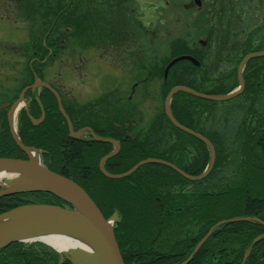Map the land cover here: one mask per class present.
Listing matches in <instances>:
<instances>
[{"label": "trees", "instance_id": "obj_1", "mask_svg": "<svg viewBox=\"0 0 264 264\" xmlns=\"http://www.w3.org/2000/svg\"><path fill=\"white\" fill-rule=\"evenodd\" d=\"M21 1L25 2V6H28V3H34L35 0ZM93 1L96 2L97 7L87 11L85 16L89 18H84L82 22L76 24V26H88L87 31H90V35L85 44L99 48L100 52L104 51L112 57L123 60L121 54L126 52L125 48L130 42H139L136 37L131 38L127 28L121 26L127 22L126 16L131 15L129 3L126 0ZM229 1L237 8L235 10L236 14L238 8L247 3V0ZM99 4L101 5L100 8L98 7ZM65 6V4L58 3L57 8H55L56 14L62 11ZM208 8L213 9V15L219 14L220 6L218 3L211 4L210 7L207 5L205 12L198 17L209 15L210 10ZM24 9L29 12V16L34 15L33 6L24 7ZM68 10L60 15L57 25H59V19L68 14ZM242 10L240 9V11ZM227 11L223 3L221 5V16L217 15L218 21L216 23L212 22L203 28L205 31H202L201 35H206L208 41L213 40V43H217V45L227 44L231 48L232 43L229 41L233 38H231V32H228L227 25H233L232 21L235 20L226 19ZM161 13L162 11H159L156 14V19L161 18ZM185 13H189L187 9H185ZM63 26H67V23H64ZM177 37L170 49L167 50V54L176 56L182 54V52L193 51V41L185 40L182 35ZM63 39L61 38L56 44L58 46L64 45ZM85 44L82 43V45ZM148 46H151V44ZM110 49H113V51ZM253 60L256 62L259 59ZM165 66L166 64L156 62L155 59L151 60L147 57L142 59V62H140L142 71L138 73L139 78L137 79V81L145 82L144 86L141 85V92L139 89L141 86L138 87L141 95L150 94V89L146 84L152 81H148L147 78L154 75L152 79L154 80L159 71V75L164 80L161 83L164 89L163 97L176 84L198 89L194 85L193 79L192 81L189 79L192 75L186 66L181 67L182 69L172 67L168 81H165L166 79L163 76ZM249 67H251V64H248L246 69H249ZM252 68L256 70H253L249 76H244L246 89L249 91H255L264 77L263 73L259 72L260 67L252 66ZM236 77L238 78V76ZM170 78L173 79L172 82H169ZM116 84L118 85L115 86ZM126 85V81L115 82L111 88H114L117 92H123ZM55 88L61 93L66 112L75 126L82 127L85 125L99 135H101L100 132L109 129L116 131L117 134L114 136L106 134L107 137L117 139L121 143L120 152L107 162V166L112 168L113 171H126L139 160L148 157L162 158L173 162L190 174L202 173L209 163L210 151L208 146L201 140L175 127L164 112L162 115H155L147 126L140 125V123V126H134L132 124L134 119L140 121L144 115L142 116L136 105L129 106L123 103L121 100L124 97L122 96L115 97L112 92L100 93L99 95L102 96L90 101V105L86 106L87 110L83 111V108H79L82 104L78 105L73 98V101L70 100V104L67 103L68 98L65 92L58 89L57 86ZM179 94L174 95L172 100V111L175 118L183 125L206 136L216 150V163L210 174L204 178L203 183L215 177V175H219L223 177L219 186L225 184V188L222 191H213V197L204 195L199 190L201 187H198V185L203 186L205 184H195L197 185L195 187L192 185L194 182L161 164L145 165L144 172L141 173L139 170L134 173L135 175L133 174L125 179H107L99 170V160L110 151L112 144L70 138L66 125L61 126L64 120L60 119L62 115L56 102L47 105V108L51 111V114L48 115H52V120L56 122L46 121L38 129L33 125L24 124V131L20 137L25 145L42 150V157L47 166L81 184L105 215L111 216L118 210L122 221L115 228V233L125 264H182L196 247L198 241L212 227H217V224L226 221L228 218L254 216L259 218L258 222L236 221L220 225L206 239V242L188 263L242 264L250 244L264 233V225L262 224L264 222V191H261L255 185L256 173H264V108L253 103V111L249 114L245 112V120L237 121L234 132L230 133L227 127L224 126L223 119L217 114L212 115L216 112L214 108L206 107L200 103L203 99L185 92ZM251 95L254 98L257 92H253ZM180 99L181 101H179ZM100 107L104 108L103 111L98 110ZM207 110L211 114L208 112L205 121L202 122L200 120L202 116L199 115L207 112ZM134 114L139 115L134 116ZM129 118H131L130 121ZM55 124L58 125L55 126ZM7 132L8 134L0 139L3 143L7 140L6 149L0 148V156L17 157L22 151L11 141L12 137L9 130ZM185 136H188L191 140H186ZM3 143H0V145ZM235 161L240 163L239 168L241 171L239 172L237 171L239 169L233 165ZM231 168L234 169V173L232 175L228 173L225 177L228 169ZM239 178L245 180L243 187H236L235 190L228 193L227 189ZM79 180L81 181L79 182ZM178 186H184L187 189L193 187L192 189L198 190L199 194L193 197L188 190L182 189L180 190L181 194L177 195L173 193L174 189H168V187L176 188ZM27 196L26 194H17L0 198V213L26 203L25 198ZM38 196L40 198L48 197L60 202L59 198L51 194L38 193ZM190 202L193 204H189ZM192 214L196 216L199 214L198 218L202 222V226L198 231L199 235L196 237L185 236L174 242H170L169 238L163 235L165 232L168 236L172 233L174 236H178L177 233L180 230H177L176 226H179V224L181 226L189 220L192 222ZM170 227L172 230L168 234ZM187 227H184L185 230L188 229ZM36 244L40 248L25 247L21 242L13 243L0 252V264H57V256L54 253L46 251L40 243ZM168 244H171L169 252L159 250L162 246ZM236 245L239 247L237 250L233 249ZM9 249H13V251H7ZM230 252H232L231 256L229 255ZM245 264H264V238L254 245Z\"/></svg>", "mask_w": 264, "mask_h": 264}, {"label": "rangeland", "instance_id": "obj_2", "mask_svg": "<svg viewBox=\"0 0 264 264\" xmlns=\"http://www.w3.org/2000/svg\"><path fill=\"white\" fill-rule=\"evenodd\" d=\"M41 1H42L41 3L42 7L41 9H38V11H41L43 16L47 17L46 20H50L51 17L53 20L54 15H52V12L54 10V6L57 8L58 3L62 5L68 2V6L70 7L68 10V14L65 17L59 19V25H57L58 24L57 21H54L55 32H56L55 34L56 43L59 42L61 38H64L63 39L64 45L58 46L56 44V51L51 56H47V55L44 56L42 53L37 54L36 56H32L31 52L25 50L26 52L24 53L25 56L21 57L19 55H13L14 53L11 50H8L7 54H4L3 56H1L0 54V58L1 59L3 58L8 62L9 61L14 62V64H18L17 66H20L21 64L25 70L29 69L30 71H32L31 69L39 68L42 71L41 80H43L46 83L42 85L37 82V85H42V87H45L44 90L46 88L50 90V91L47 90V92L49 93L47 97L50 96L54 97L56 93L55 91L56 88L52 87L51 85L54 84L58 87V89H61L63 92H65L68 98L67 101L70 100L73 101L72 100L73 98L78 105L80 104L83 105L80 107L77 106L79 108H83L84 106H87L88 104L85 105V103H87L89 100L92 101L93 99L99 96L101 97L102 95H99L101 91H107L110 89L109 91L114 93L115 97H119V96L124 97L121 100L123 103L128 104L129 106L136 105L137 108H139L138 110L141 111L142 116L144 115V117H141L142 119L140 121H136L134 119L136 117L134 116L139 114H134L133 116L134 121L132 123L134 126H140V125L147 126L155 115L159 116L163 114V111H161V105L164 104L165 96L163 97L164 89L162 88L163 85L161 84L163 77L159 75L160 71L157 72L158 74L154 80H152L154 78V75L151 76L152 78L151 77L147 78L148 81H152L146 84L147 87L150 89L149 91L150 94H147L146 96L140 94L142 90L141 85L144 86L145 82L137 81V79L139 78L138 73L142 71V69H140V62H142V59L144 57H147L151 60L155 59L156 62L164 63L169 68H171V66L178 67V64H180L178 68L186 66V68L189 69L190 74L192 75L189 79L191 81L193 79L194 85L197 86L199 89V90L198 89H194V90L205 94L214 95L216 97H221V96H225V94H227L228 91H230L236 84H238V78L236 77L237 76L236 72L238 74L237 67L240 63L239 61L242 58H245L249 52L250 53L264 52V41H262V39H264V0H247V3L245 5H242L238 8L237 11L238 18H236L235 21H232L233 25H227L228 32H231L232 35L231 38H233V40L229 41L230 43H232L231 48L227 44L217 45V43H213V40L208 41L207 39H205L206 35H201V32L205 31L203 30V28H205L212 22L216 23L218 21L217 19L218 14L213 15L210 13L209 15H206L207 18L206 16L199 18L197 16L198 10L193 11V9L197 8L196 4L194 5V3H191L189 0L183 1V9L189 7L190 9H192L188 11L189 15L188 14L181 15L180 11H178V8H176V6L173 3L169 4L168 1H166L164 5L158 6L159 5L158 0H135L140 5L139 13L141 14L140 17L141 19H135L133 15H127L126 21L128 23L124 21L125 25H121V26L127 28V30H129L128 33L131 35V38L136 37L137 39H139V42L136 43L130 42V44L125 48L126 52L124 54H121L123 60L118 57H112L109 53L106 54L104 51L100 52L99 48H94L93 46H88L87 44H85L86 40L89 38L90 35V31L89 32L87 31L88 26L87 27L76 26V24L78 22H82L84 18H89L88 16H85V14H87L88 10H93L97 7L95 1L93 0H41ZM5 2L6 0H0V20L8 24L7 34H9V39L11 41L16 40L15 42H24V44H26L25 46H27L26 49H29L30 39L33 36H35L41 25L35 23L34 22L35 20L29 23L23 18L22 21L24 26L23 28L17 29L15 26L12 28L11 26L15 23V18H17L18 15L14 12V7L13 8L7 7L5 5L6 4ZM214 2L219 3V6H221L220 4L224 3L225 8L228 10L226 13V17L229 19L234 18L233 13H235V10L237 8H235L232 2H230L229 0H215ZM135 4L136 3H133L134 6ZM176 5H179V1L176 2ZM98 7L100 8L101 5L99 4ZM129 9L130 11H134L135 7L134 9H131L130 6ZM240 9L243 10L240 11ZM159 11H162L161 18L156 19L157 15L155 14H157ZM141 20L144 22L146 26L147 30L145 31H143L142 25L139 24ZM151 20H153L154 22ZM64 23H67V26H63ZM0 25L5 30V26L2 24ZM183 25L186 27H184ZM46 29H47V25L43 26L42 35L40 36L39 39L35 38V42H33L34 47L38 46L36 44H39L40 46L43 45V43L45 44V41H43L42 36L45 33ZM0 34H2V32H0ZM179 35H182L183 38L187 41H193L194 42L193 47L198 42L201 45L199 49L195 50V55L198 58L194 56V60H195L194 62H192L189 59H183L181 61H179L180 60L179 59L178 61H175V63H173L177 57L185 56L187 55L188 52L186 53L182 52V54L176 53L178 54L176 56L174 54L173 55H170L169 53L167 54V50L170 49L171 45L175 42V40L178 38L177 36ZM82 43H84L85 45H82ZM150 44L151 46H148ZM110 50L113 51V49ZM192 52L193 51H191L190 53ZM256 59L259 60L255 62L254 60L250 59L247 62L246 67L243 70V77L246 75L249 76L253 70L254 71L256 70L253 69L252 66L260 67L259 72L263 73L264 75V55L257 56L255 60ZM121 62L123 63L121 64ZM1 63L2 65H5L3 62ZM248 64H251V67H249V69H246ZM8 65H10V63H8ZM8 67H12V66H8ZM1 70H2L1 76L3 77L9 76V73L6 72L7 68H3ZM27 78L28 77H25L26 84L28 85L29 78L28 79ZM122 81L127 82L126 88L123 90V92L120 91L117 92L111 88L115 82H122ZM172 81L173 79L170 78L169 82ZM244 82H246L245 77H244ZM117 85L118 84H116L115 86ZM6 86L10 87L11 84L6 82ZM138 87L140 89V92L138 90ZM22 91L23 90L20 89L18 90V92L15 93V96L19 95L17 97L19 98V100L20 99L24 100V97L26 96L25 93ZM206 91L208 92L210 91V92L208 93ZM253 92H257V95L255 97L253 96L254 98H252L251 95V93ZM2 100L4 101L3 103H6L2 106L7 107L8 102L5 101L7 99L2 98ZM56 101L58 100L54 99V102ZM179 101H181V99ZM200 103L206 107L214 108V111L216 112L212 113V115L217 114L220 118L223 119V121L225 122L224 126L227 127L229 132L230 133L234 132L236 123H238L237 121L241 122V120L245 118L246 114H249L253 111V106H254L252 105L253 103H256V105H259V107L261 106L264 108V77L263 80L259 82V85L255 91H251V90L249 91L246 89L243 92L239 93L237 97L236 96L235 98L233 97V99L232 98L216 99V100L213 99L208 101L202 100ZM24 105L27 104L23 103L22 108L24 107ZM2 106L0 107V109L3 108ZM103 109H104L103 107H100V109L98 110L103 111ZM8 112L10 117L11 116L13 117V112H14L13 109L9 108ZM208 112L209 111L207 110V112L199 115L202 116L201 117L202 119L199 118L200 120H202V122L205 121ZM18 113L19 111L17 110V115L15 120L14 119L10 120V126L14 125V128L17 132V135L12 137V139L14 138L15 140L16 137H19L18 124L20 118L17 119ZM60 119L64 120L62 116ZM130 119L131 118H129L128 120L130 121ZM249 120L251 121V119ZM185 138L186 140H191L188 136H185ZM14 139L13 141L16 144V146L19 149H23L21 143H19L18 145L17 141H15ZM21 154L22 153H20L19 155ZM23 154L24 155H21L20 157L27 158L25 156L26 153L23 152ZM181 163H182V159H181ZM215 163H216V156H215L214 165ZM155 164L159 165L158 163L151 162L146 166H152ZM233 165L234 167H237V169H239L237 170L238 172L241 171V169L239 168L240 163L235 161ZM145 168L146 167H142L140 169H137V171L140 170L142 173L145 171ZM233 170L234 169L232 168L228 169L227 173L225 174V177L228 173L232 175L234 173ZM256 174L257 177L255 179V185L258 188H260L261 191H264V184H263L264 180H262L264 178V173H256ZM222 179L223 177L219 175L217 176L215 175V177L205 181L204 183H203L204 179H200L195 181L194 184L192 185L197 187V185L195 184H202V183L205 184L203 186L198 185V187H201V189L199 190L201 191L202 194L213 197V191L224 190L225 184L221 187L219 186L222 183ZM7 181H8L7 179H3L4 183H7ZM80 181L81 180H79V182ZM244 183L245 180L242 178L235 180V182H233L231 186L227 189V192L229 193L231 190H235L236 187L237 188L243 187ZM192 188L187 189L184 186H180V187L178 186L176 188L168 187V189H174L173 193H176L177 195L181 194L180 190L185 189L188 190L189 193H191V196L195 197L199 193L198 190ZM184 195L188 196L187 194ZM29 198L33 199L36 202H40L38 200L40 199L39 197L29 196ZM50 199L51 198L44 197V200L47 202H49ZM189 204H193V203L190 202ZM194 204L196 205V202ZM198 217L199 214H197V216L192 214L191 215L192 222H190L189 220L186 221V223H183V225L181 226L180 224L179 226H176L178 228L177 230H180V232L177 233L178 236H174L173 233L172 235L168 236L167 234H165V232L163 233V235L167 236L170 242H174L176 240L182 239L185 236L196 237L197 235H199L198 231L202 226V222L199 220ZM184 227H187L188 229L185 230ZM171 230L172 229L170 227L168 229V234ZM199 242L200 241H198V243ZM204 243L205 242H203L199 246L196 253L199 251V249L203 246ZM43 244L46 245L45 247H47L46 250L48 252L51 251L56 252L55 249L48 246L45 242H43ZM170 245L171 244H168L167 246H162L161 249L159 250L163 252H169ZM8 247L9 246H7L6 248ZM25 247L38 248L39 246L35 244H30V241H27L25 243ZM233 249L237 250L239 249V247L236 245ZM193 250L188 255V257L194 256ZM7 251H13V249H9ZM248 252L250 254L251 252L250 248H248ZM231 254L232 252H230L229 255L231 256ZM69 255L70 254L68 253L58 254L57 255L58 262L60 264L61 263L63 264V263H67L66 260L71 261L68 257ZM246 259L247 258L243 259L242 264H245Z\"/></svg>", "mask_w": 264, "mask_h": 264}, {"label": "water", "instance_id": "obj_3", "mask_svg": "<svg viewBox=\"0 0 264 264\" xmlns=\"http://www.w3.org/2000/svg\"><path fill=\"white\" fill-rule=\"evenodd\" d=\"M264 55V52H253L243 58L239 66V86L225 96L216 97L214 95L205 94L194 90L193 88L179 85L173 87L165 99V112L172 123L178 128L194 135L201 139L210 148L211 156L206 169L199 175H190L177 167L175 164L159 159L147 158L136 163L130 170L121 174H109L104 169V161L111 155L105 156L100 163V168L107 176L110 177H124L134 172L138 167L145 163H160L170 166L185 178L190 180H200L206 177L212 169L215 161V150L212 143L202 134L179 123L172 115L170 110V101L176 91H186L197 97L204 99H229L244 90V78L242 70L248 59L256 56ZM182 59H189L195 61L192 56L185 55L177 57L175 61ZM172 63V64H173ZM171 64V65H172ZM169 67L166 68V73ZM60 104V103H59ZM61 108V104H60ZM71 135L77 137V133L73 132L71 122L68 119ZM37 122V121H34ZM18 141V140H17ZM20 143V141H18ZM22 148L26 153L30 150L28 147ZM117 149L114 152L117 153ZM0 173H4V177L0 180L7 179V183L0 182V197L9 195L16 192L24 191H43L49 192L61 198L68 204L58 206L53 204H37L30 203L22 206L15 207L0 214V223L7 222L0 226V250L9 244L21 240H41L39 235L52 232V231H65L67 228L72 230H80L86 233L94 244L92 254L89 257L85 253H76V247L69 249L67 252L69 258L74 264H124L114 231L113 224L110 220L106 219L95 201L91 196L74 181L69 180L43 166L39 160L34 159H17L10 157H0ZM63 180H69L74 186L68 189L64 186ZM116 217L113 216V220ZM222 223V222H220ZM219 223V224H220ZM217 224V225H219ZM216 229L212 227L207 235L198 243L195 251L199 246L211 235Z\"/></svg>", "mask_w": 264, "mask_h": 264}, {"label": "flooded vegetation", "instance_id": "obj_4", "mask_svg": "<svg viewBox=\"0 0 264 264\" xmlns=\"http://www.w3.org/2000/svg\"><path fill=\"white\" fill-rule=\"evenodd\" d=\"M177 1H179V5H176ZM183 1H187V0H171V2L176 6V8H178V11H180L181 15L185 14V12H184L185 8L183 9ZM189 1L191 3H194V5L196 4V7L198 8L197 9L198 10L197 16H199L205 12L207 5H208V7H210V5L215 0H189ZM126 2L129 3V5L131 6V9H134V7H135L134 11H131V15H133L135 19H141L140 18L141 14H138V13L136 14V8L140 10L139 4L135 0H126ZM5 3H6L5 5L7 7H12V8L14 7V12L18 15V17L15 18V23L11 26L12 28L14 26L17 29L23 28L24 27L23 22H22L23 18L29 23H31V21L35 20L34 22L37 23L38 25H41V27L39 28V30L37 31L35 36H33L30 39L29 49H26L27 46H25L26 44H24V42H15L16 40L11 41L9 39V34H7L8 24H6L0 20V24L5 26V30H4L3 27L0 25L1 26L0 32H2V34H0V54H1V56H3L4 54H7L8 50H11L14 53L13 55H19L21 57L25 56V54H24V53H26L25 50L28 52H31L32 56H36L37 54H41V53L44 56L45 55H47V56L53 55V53L56 51V36H55L56 32H55V24H54L55 18H53V20H52V17H51L50 20H46L47 17L43 16L41 11H38V9H41V7H42V5H41L42 1L41 0H35L34 3H28L27 4L28 6L34 7V11H33L34 15L33 16H29V14H28L29 12L25 11L24 7L28 8V6H25L24 1L6 0ZM133 3H136L135 6L133 5ZM214 4H218V3L214 2L213 5ZM220 5H222V4H220ZM130 6H129V8H130ZM187 7H189V6H187ZM55 8L56 7L54 6V10L52 12V15H54V17H56L55 16V14H56ZM212 12H213V9H210L209 13L213 14ZM25 14H27V16H25ZM219 14H218V16L220 17L221 16V6L219 8ZM233 14H234V18H233L234 20L236 18H238V14H236V13H233ZM226 19L229 20V18H226ZM141 21L139 23L143 25V21L142 22ZM45 25H47V29L42 36V39H43V41H45V44L43 43V45H41V46L39 44H36L38 46L34 47L33 42H35V38H37V39L40 38V36L42 35V32H43V26H45ZM143 30H147L146 26L144 27V25H143ZM47 41H48V43H47ZM1 62H3L5 65H2ZM8 63H10V65H8ZM17 65L18 64H14V62H11V61L8 62L7 60L0 58V107L2 105L6 104V103H3L4 101L2 100V98L7 99L5 101L8 102L7 107L2 106L3 108L0 109V139H2L5 135L8 134V132L6 133L7 130H9L11 137L14 136V129L12 128V126H10V120H12V119L15 120L17 112L15 114H13V117L12 116L10 117L8 109L11 108L14 110L15 106L18 104L20 105L18 107L19 113H18V118H17V119L20 118L19 124H18L19 136L21 135V133L23 134L24 124L29 125V126L33 125L36 127V129H38V128H41L40 126H42V124L46 121H50L52 123L56 122L55 120H52V118H51L52 115H48V114H51V111H50V109L47 108V105L54 104L55 103L54 99H57V97H56V95H54V97H51V96L47 97V95H49L47 90L48 91H50V90L48 88H46L44 90L45 87H42L43 83L40 81L42 79V71L39 68H34L35 70L31 69L32 71L27 69L28 70L27 71L23 68V66L21 64H20V66H17ZM8 66H12V67H8ZM3 68H7L6 72L9 73V76H5V77L1 76V74H2L1 69H3ZM25 77L29 78V79L27 78L28 83H29L28 85L26 84ZM6 82L10 83L11 86L7 87ZM37 82L42 84V85H37ZM51 85L54 88L56 87L54 84H51ZM20 89L23 90L22 92H24L26 95L24 97V100H21V99L19 100V98H17L19 95L15 96V93L18 92V90H20ZM11 94H12V96H11ZM23 103L27 104V105H24V107L22 108ZM87 104L90 105V100L87 103H85V105H87ZM81 106H83V105H81ZM82 110L83 111L87 110L86 106H84ZM31 117L36 119V120H39V121L34 122ZM63 118H64V116H63ZM22 121L24 123H21ZM63 122H62L61 126L66 125V127L68 129L65 118H64ZM60 123H61V121L59 122V124ZM57 125L58 124H55V126H57ZM85 127H87V126H85V125L82 126V128H85ZM77 128H80V127L77 126L76 129ZM61 133H64V132H61ZM100 134L104 135V136H106V134L114 136L117 133L115 130L109 129V130H106L105 132H100ZM13 139L11 141L16 146ZM82 139H84V138L82 137ZM84 140L90 141V139H88V138L84 139ZM0 143H3V141H0ZM6 147H7V140L2 145H0V148H2V149H6Z\"/></svg>", "mask_w": 264, "mask_h": 264}, {"label": "bare ground", "instance_id": "obj_5", "mask_svg": "<svg viewBox=\"0 0 264 264\" xmlns=\"http://www.w3.org/2000/svg\"><path fill=\"white\" fill-rule=\"evenodd\" d=\"M20 105H16L14 108L13 114H15ZM28 154L32 159H36L38 161V152L35 150H28ZM108 159V158H107ZM35 160V161H36ZM99 160V163H101ZM4 177V173H0V179ZM64 186L68 189L74 186L71 181L63 180ZM241 216L233 217L238 218ZM7 222L0 223V226L6 224ZM39 238L49 244L51 247H54L59 253H67L69 249L76 247V253H85L87 257L92 254L93 249L95 248L94 244L91 243V239L88 237L86 233H83L80 230H72L71 228H67L65 231H52L42 235H39Z\"/></svg>", "mask_w": 264, "mask_h": 264}]
</instances>
